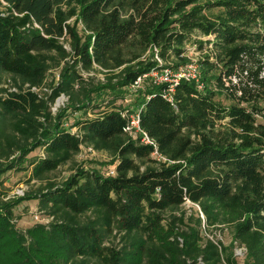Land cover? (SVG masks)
I'll return each instance as SVG.
<instances>
[{"label":"trees","instance_id":"16d2710c","mask_svg":"<svg viewBox=\"0 0 264 264\" xmlns=\"http://www.w3.org/2000/svg\"><path fill=\"white\" fill-rule=\"evenodd\" d=\"M2 2L0 175L46 181L0 189V264H264V0ZM190 63L198 79L169 97L148 75L132 87ZM68 111L85 116L67 127ZM135 113L154 145L124 131ZM82 145L114 174L80 166ZM66 163L65 179L48 180ZM31 199L53 220L19 230L13 209Z\"/></svg>","mask_w":264,"mask_h":264},{"label":"rangeland","instance_id":"374dc122","mask_svg":"<svg viewBox=\"0 0 264 264\" xmlns=\"http://www.w3.org/2000/svg\"><path fill=\"white\" fill-rule=\"evenodd\" d=\"M4 3H0V12L4 11ZM65 47L68 48V46L65 44ZM188 55L192 58L193 61L196 60V57L199 55V52L195 50L193 46L188 47ZM56 72V70H51L47 76V78L50 80L53 77V73ZM94 76L96 77V80H101L103 75L99 72H95ZM6 77V76H5ZM8 78V77H6ZM46 91V89L44 88ZM61 100L55 99L54 104L51 105V111L52 113H56L57 110L60 107H63L67 101V98H63L62 95ZM65 97V96H64ZM60 101V102H59ZM57 103V105H55ZM68 114V120L67 123L71 124L76 118H80L85 116L82 111L78 113H71L70 111L67 112ZM87 116H93V112H89L86 114ZM38 149H35L31 155H35L38 153ZM77 163L80 166H83L85 168H95L98 169L103 174H108L110 167L112 164H110L111 158L104 152H94V153H78L75 157ZM72 172L71 164L66 163L64 165H61L58 167L55 171L51 172L48 175V180L60 183L63 179H65L70 173ZM30 175V169L27 168L25 170H9L0 175V183L1 187L0 189L4 192H7L8 197H13L18 188H23V194L31 189H36L41 184H44L46 180L43 181H37V180H31L28 181ZM193 207V208H192ZM196 206L191 204L190 202L186 201L181 205V210H186V215H191L192 211L191 209L196 210ZM38 203L37 200L31 199V200H25L22 201L20 204H18L13 209V218H14V225L19 230H25L26 228L32 226L34 223H36V220L34 218V215L38 212ZM44 215V213H41ZM202 234L205 237H208L214 241L216 239H219V241L224 242L225 244H228L231 240L230 234L227 229H211V231L207 230L206 227L202 226L201 228ZM114 242H117L118 239H114ZM237 249V248H236Z\"/></svg>","mask_w":264,"mask_h":264},{"label":"built area","instance_id":"2783aa9c","mask_svg":"<svg viewBox=\"0 0 264 264\" xmlns=\"http://www.w3.org/2000/svg\"><path fill=\"white\" fill-rule=\"evenodd\" d=\"M4 3V2H3ZM55 75V80L57 81L59 78V74L58 72H54ZM149 76L153 79L154 83H166L167 87L165 88V92L164 95L166 97L170 96V93L173 91L174 86L182 79L185 80H197L198 76H199V71H198V67L196 64L194 63H190L184 66H181L175 70L169 69V68H163L161 70H151L148 74H145L142 77H138L137 80L135 81V83L132 85V87H138L140 85V82L142 81V78H144L145 76ZM32 91L37 92L38 89L36 87H32L31 88ZM61 96V95H60ZM63 98H67L64 97V95L62 94ZM61 97H57V100H61ZM129 100L126 99V102H128ZM55 102V101H54ZM60 102V101H59ZM54 104V103H53ZM57 105V103L55 104ZM127 112H123L122 116L124 117L126 115ZM65 125L67 127H69V123H65ZM71 132H75L76 128L75 127H70ZM124 131L129 133L132 137H135V135L137 133H141V142L144 144H151L154 145L153 141L146 135L145 132H143L140 127H139V117L138 114H131L130 115V120L128 122V124L124 127ZM97 152L95 151L91 146H81V149L79 151V154L81 153H94ZM42 155V153H40ZM114 174V166L112 165L110 167L109 173L106 175H113ZM23 188H18L16 189L14 196H22L23 195ZM42 211H38L35 215L34 218L36 220V222L42 223V224H47L48 222L53 220L52 216H48V215H42L41 214ZM245 251L244 247H237V249L235 248V253L236 254H242ZM204 264V263H201Z\"/></svg>","mask_w":264,"mask_h":264}]
</instances>
